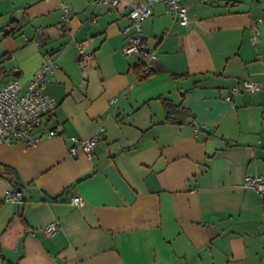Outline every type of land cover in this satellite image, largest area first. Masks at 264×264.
Listing matches in <instances>:
<instances>
[{"label": "crops", "instance_id": "1", "mask_svg": "<svg viewBox=\"0 0 264 264\" xmlns=\"http://www.w3.org/2000/svg\"><path fill=\"white\" fill-rule=\"evenodd\" d=\"M211 1L185 26L152 5L142 36L158 68L139 79L119 10L0 0V89L25 88L52 58L43 90L57 107L38 133H58L0 144L22 196L0 208V264H264V194L243 186L264 175V0ZM244 80L260 90L227 100ZM94 136L90 156L70 155L72 137ZM13 191L0 178V200Z\"/></svg>", "mask_w": 264, "mask_h": 264}, {"label": "built area", "instance_id": "2", "mask_svg": "<svg viewBox=\"0 0 264 264\" xmlns=\"http://www.w3.org/2000/svg\"><path fill=\"white\" fill-rule=\"evenodd\" d=\"M96 2L119 10L131 21V24L125 29L128 41L123 53L127 57L137 58V65L142 69V76H148L156 72L158 68V57L154 51L146 46L145 39L142 36L143 23L152 16V5L157 2L163 3L168 11L178 17L181 25L189 24L187 8L182 4L181 0H96ZM62 8L64 12L67 11L65 4L62 5ZM63 19H67L66 14H64ZM91 19L93 23H96V18L91 17ZM262 22V18H257L253 21L252 45H256L260 41L258 26ZM78 53L81 57L86 56L82 46H79ZM55 66L53 59L48 58L42 68L32 76L25 88L21 86L19 80L12 79L0 89V144L22 143L27 146H33L44 138L58 136L57 131L54 129L38 133L45 118L52 114L57 107V102L54 98L43 90L45 77ZM241 89L254 93L260 90V86L252 80H244L241 88H233L231 94L226 96V99L231 100L232 96L240 93ZM98 140L97 136L86 140H78L72 137L71 142L73 145L69 150L70 155L73 157L77 156L80 148L85 155L90 156ZM243 186L254 189L263 195L264 175L246 177ZM21 198L22 196L19 192L10 193L6 196V200L17 203L21 201ZM70 203L79 207L84 204V200L81 196H74L71 198ZM44 230L46 234L54 235L59 230V223L53 221Z\"/></svg>", "mask_w": 264, "mask_h": 264}, {"label": "trees", "instance_id": "3", "mask_svg": "<svg viewBox=\"0 0 264 264\" xmlns=\"http://www.w3.org/2000/svg\"><path fill=\"white\" fill-rule=\"evenodd\" d=\"M141 71H142V69L138 65L136 67V73H137L139 79H145L149 76V75L148 76H142ZM154 73H152V74H154ZM152 74H150V75H152ZM163 103L167 109L168 115L170 116L171 114H173V109L175 107L166 101H163ZM0 178L5 180L8 184H10V186L14 190L13 193L20 191V187H21L20 178H19L18 173L13 168L0 164ZM6 201H7L6 199L0 200V208L4 205V203Z\"/></svg>", "mask_w": 264, "mask_h": 264}, {"label": "rangeland", "instance_id": "4", "mask_svg": "<svg viewBox=\"0 0 264 264\" xmlns=\"http://www.w3.org/2000/svg\"><path fill=\"white\" fill-rule=\"evenodd\" d=\"M182 4L187 8L188 11L192 10H196L197 7L202 6V7H207L210 5L211 0H181ZM225 0H216V2H214V4L216 5H221L223 3H225Z\"/></svg>", "mask_w": 264, "mask_h": 264}, {"label": "water", "instance_id": "5", "mask_svg": "<svg viewBox=\"0 0 264 264\" xmlns=\"http://www.w3.org/2000/svg\"><path fill=\"white\" fill-rule=\"evenodd\" d=\"M10 31H11V29H6L4 32V35H7Z\"/></svg>", "mask_w": 264, "mask_h": 264}]
</instances>
